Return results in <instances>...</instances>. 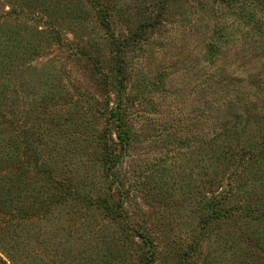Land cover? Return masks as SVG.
Returning <instances> with one entry per match:
<instances>
[{
  "label": "rangeland",
  "instance_id": "1",
  "mask_svg": "<svg viewBox=\"0 0 264 264\" xmlns=\"http://www.w3.org/2000/svg\"><path fill=\"white\" fill-rule=\"evenodd\" d=\"M35 2L50 27L32 34L14 86L32 144V184L18 195L47 216L34 248L23 254L21 237L8 263L139 264L137 228L154 241V264H264V0H111L119 38L165 10L127 44L124 88L87 0ZM119 94L132 139L110 180L102 133L116 140L107 116ZM243 148L254 153L232 155ZM215 194L229 215L203 229ZM99 195L123 198L127 217L88 203Z\"/></svg>",
  "mask_w": 264,
  "mask_h": 264
},
{
  "label": "trees",
  "instance_id": "2",
  "mask_svg": "<svg viewBox=\"0 0 264 264\" xmlns=\"http://www.w3.org/2000/svg\"><path fill=\"white\" fill-rule=\"evenodd\" d=\"M35 1L0 0V264H9L4 254L11 255V257L15 255L14 252L18 249L17 245L21 237L25 239V245L29 247L22 248L23 254L26 250L34 248L36 243L32 245V238L35 235L33 229L40 227L42 224L39 221L45 222L44 219L47 216L41 214V210H31V206L21 207L18 195L22 190L20 189L21 185L30 186V183L32 184L33 177L30 172V164L24 157L28 156L29 146L32 144L29 128L27 126L22 127L17 121L14 86L20 65L25 59L28 60L29 55L32 57L29 48L30 45L35 47V42L32 44V34L35 33L34 31L42 32L40 31L42 28L48 30L50 27L46 23V17L49 15L46 10L40 11ZM87 1L95 10L100 27L113 43V51L118 60L117 71L122 75L120 80L121 86L124 88L125 84L122 77L125 74V67L122 64V58L127 44L130 41L142 39L148 29L159 26L165 10H160L152 21L143 23L132 35L119 38L112 28L115 6L111 0ZM169 1L172 0H165L164 5H167ZM220 1L225 3L227 0ZM42 4L45 3L42 2ZM37 12L41 14V17L35 16L34 13ZM37 18L42 20V25L38 21L35 22ZM27 28H30L31 31H27ZM107 106H109V102H107ZM107 118L109 123L113 125L116 140L113 141V134L109 126L105 127L102 133L101 167L105 176L113 180L116 168L122 162L124 155L123 151L120 150L126 149L132 139V128L127 119L121 94L118 95L116 105L108 112ZM252 150H249L250 153H254L251 152ZM249 151L247 148H243L241 156H239V152H232V155L241 160L247 158L245 153H249ZM261 151L263 152V149ZM70 194L73 195L74 199L81 198L77 193L70 192ZM213 196L208 215L201 219L203 229L207 227L209 220L216 217L221 218L219 216H222V213L223 216L229 215V210L225 209L222 202L217 199V194ZM68 198L69 196H64L62 200ZM83 201H86V198H83ZM87 201L103 208L114 218L127 217L124 211V199L119 196L99 195L95 198H89ZM54 202L58 201L54 200ZM41 206L43 209L44 206L42 204ZM243 211L241 212L242 215H252L251 209L245 208ZM35 220L37 223L31 225ZM134 233L140 239L142 248L139 264H154L157 258V248L154 241L147 232L140 229L135 228ZM32 262L34 261L32 260Z\"/></svg>",
  "mask_w": 264,
  "mask_h": 264
}]
</instances>
